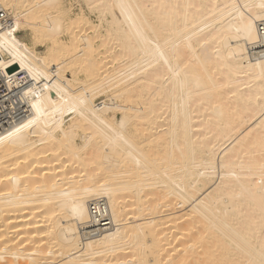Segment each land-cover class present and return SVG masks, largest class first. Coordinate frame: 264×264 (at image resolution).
<instances>
[{"label":"bare ground","instance_id":"6f19581e","mask_svg":"<svg viewBox=\"0 0 264 264\" xmlns=\"http://www.w3.org/2000/svg\"><path fill=\"white\" fill-rule=\"evenodd\" d=\"M82 1L0 0V264H264V0Z\"/></svg>","mask_w":264,"mask_h":264},{"label":"built area","instance_id":"2783aa9c","mask_svg":"<svg viewBox=\"0 0 264 264\" xmlns=\"http://www.w3.org/2000/svg\"><path fill=\"white\" fill-rule=\"evenodd\" d=\"M12 25L8 12L0 6V32L9 31ZM29 85L30 83L24 80L19 71L12 68H9L8 72L0 69V132L22 119L25 110L22 106L21 94ZM102 207V201H96L91 205L96 229L106 227L105 224L109 222L108 217L103 215Z\"/></svg>","mask_w":264,"mask_h":264},{"label":"rangeland","instance_id":"374dc122","mask_svg":"<svg viewBox=\"0 0 264 264\" xmlns=\"http://www.w3.org/2000/svg\"><path fill=\"white\" fill-rule=\"evenodd\" d=\"M67 2V3H66ZM65 4H68V6H71L72 7V10H74V12H81V11H79V10H82L83 9V11L84 12H86V14H88L87 16L89 17V19L94 23V24H97V25H99V20H98V16H97V14H93V13H89L88 12V7H86V4L85 3H83V1L82 0H65ZM85 6H84V5ZM81 8V9H80ZM99 30H101L100 31V33H102V34H105V32H104V30H105V28L104 27H102V28H100L99 27V29H98V33H99ZM103 30V31H102ZM89 32H92V30H90ZM93 33V32H92ZM91 33V34H92ZM93 35V34H92ZM140 112H143L142 110H146V106L144 105V104H142V105H140ZM120 118V117H119Z\"/></svg>","mask_w":264,"mask_h":264}]
</instances>
